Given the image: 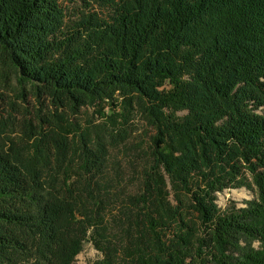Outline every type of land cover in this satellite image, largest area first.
I'll use <instances>...</instances> for the list:
<instances>
[{
    "label": "trees",
    "instance_id": "1",
    "mask_svg": "<svg viewBox=\"0 0 264 264\" xmlns=\"http://www.w3.org/2000/svg\"><path fill=\"white\" fill-rule=\"evenodd\" d=\"M66 1L0 0V264H264V0Z\"/></svg>",
    "mask_w": 264,
    "mask_h": 264
},
{
    "label": "rangeland",
    "instance_id": "2",
    "mask_svg": "<svg viewBox=\"0 0 264 264\" xmlns=\"http://www.w3.org/2000/svg\"><path fill=\"white\" fill-rule=\"evenodd\" d=\"M91 1L90 5H84L81 2H65L64 5L67 7V11L70 16H73L74 14H77L81 10L85 11H96L98 14H106L107 10L100 6L98 3ZM15 96L14 94H12ZM12 99H15L13 98ZM7 102H0V105H2V113L1 115L6 118V123L9 126V131H12V134L16 135L17 133H20L23 130L24 127V116L19 110H13ZM91 114H94L93 109H90L89 116ZM88 118L87 114L82 115V119L85 120ZM134 132L131 135L130 138V144L136 145L142 140V147H146L147 143V131L145 129L144 123L141 120L140 116H135L134 118ZM128 146H123L116 150V154L120 160H123V162L127 163V160H130L134 157L137 152L142 153V151L139 149H135L136 151L128 152L125 149ZM255 196V193L252 190H249L247 188H230L225 189L222 192L218 193V205L224 209L229 204L235 203L237 206H244L245 202ZM102 259V254L100 251H98L94 245L88 241L84 245V249L82 252L77 256L76 261L74 264H97Z\"/></svg>",
    "mask_w": 264,
    "mask_h": 264
}]
</instances>
